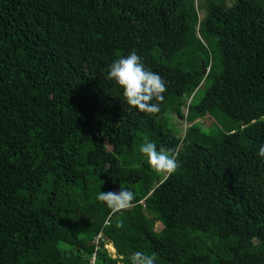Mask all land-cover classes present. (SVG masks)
Segmentation results:
<instances>
[{
	"label": "trees",
	"instance_id": "trees-1",
	"mask_svg": "<svg viewBox=\"0 0 264 264\" xmlns=\"http://www.w3.org/2000/svg\"><path fill=\"white\" fill-rule=\"evenodd\" d=\"M133 50L165 81L158 112L107 79ZM262 144L264 0H0V264H259ZM122 188L126 209L97 199Z\"/></svg>",
	"mask_w": 264,
	"mask_h": 264
},
{
	"label": "clouds",
	"instance_id": "clouds-1",
	"mask_svg": "<svg viewBox=\"0 0 264 264\" xmlns=\"http://www.w3.org/2000/svg\"><path fill=\"white\" fill-rule=\"evenodd\" d=\"M107 79L122 88L123 97L129 106L145 112L159 111L158 102L164 99L163 93L166 91L165 81L159 73L146 67L142 57L135 50L114 60L108 66ZM154 100L157 103H152ZM139 151L146 158L147 164L165 177L171 176L179 168L177 157L164 147L158 149L155 142L146 140L140 145ZM258 155L264 158V144L260 146ZM97 199L116 211L130 207L134 193L126 188L119 192L101 191ZM131 264H156V255L136 252L131 257Z\"/></svg>",
	"mask_w": 264,
	"mask_h": 264
},
{
	"label": "rangeland",
	"instance_id": "rangeland-1",
	"mask_svg": "<svg viewBox=\"0 0 264 264\" xmlns=\"http://www.w3.org/2000/svg\"><path fill=\"white\" fill-rule=\"evenodd\" d=\"M226 1L229 2V3H231L233 0H226ZM186 111H187V110L185 109L184 112L187 113ZM210 120H212V118L208 117V118H206V120H205V122H204V128H205L206 130H207V129L209 128V126H210ZM173 123H174L176 126H178V127L181 128V134H180V135H181L182 137H185V136H187V135L189 134V129H190L191 126H192L191 123H188V122L184 121V119H182V118L174 119V120H173ZM256 127L258 128V126H256ZM257 128H255V129H257ZM193 132H194V131H193ZM194 133H198V131H196V132H194ZM234 139H235V141H236L237 136H236ZM109 149L112 150V151H115V150H116V147L113 146V145H109ZM117 164H118V160H117V158L115 157V158L113 159V162L111 163V165H112L113 167H116ZM157 224H158V226H160L159 223H157ZM107 248H108V250L113 254V256L116 257V250H115L114 246H112L111 244H109V245L107 246ZM259 264H264V259H259Z\"/></svg>",
	"mask_w": 264,
	"mask_h": 264
},
{
	"label": "water",
	"instance_id": "water-1",
	"mask_svg": "<svg viewBox=\"0 0 264 264\" xmlns=\"http://www.w3.org/2000/svg\"><path fill=\"white\" fill-rule=\"evenodd\" d=\"M208 73V69L206 68L204 62H203V71H202V75L205 76Z\"/></svg>",
	"mask_w": 264,
	"mask_h": 264
},
{
	"label": "built area",
	"instance_id": "built-area-1",
	"mask_svg": "<svg viewBox=\"0 0 264 264\" xmlns=\"http://www.w3.org/2000/svg\"><path fill=\"white\" fill-rule=\"evenodd\" d=\"M92 264H96V257H93Z\"/></svg>",
	"mask_w": 264,
	"mask_h": 264
}]
</instances>
